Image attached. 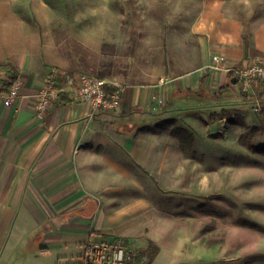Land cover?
Wrapping results in <instances>:
<instances>
[{"label": "crops", "instance_id": "0c3cea01", "mask_svg": "<svg viewBox=\"0 0 264 264\" xmlns=\"http://www.w3.org/2000/svg\"><path fill=\"white\" fill-rule=\"evenodd\" d=\"M53 1L0 0V74L14 66L23 83L14 105L0 100V264H57L56 258L76 264L90 239L118 241L130 249L146 248L151 240L159 247L151 264H185L173 257L159 260L165 244L161 236L169 234L161 222L174 219L192 225L187 239L198 251H209L200 222L205 212L195 214V180L187 173L182 180L178 172L179 164L188 161L195 168L189 154L196 148L183 147L174 133L182 127L197 134L188 127L195 113L187 112L186 120L178 113L208 99L184 98L178 92L192 88L208 93L226 84L229 74L211 68L216 54L232 66L264 58V0L171 3L178 25L187 26L190 34L172 48L178 60L161 66L159 74L195 72V79L181 83L180 77H170L162 86L158 81L129 84L115 109L73 100L78 58L57 40L56 21L65 25L68 14ZM103 10L108 15L102 20ZM70 18L69 37L95 57L103 55L104 44L113 39L95 28L115 26L114 0H79ZM51 66L63 69L58 83L65 95L39 119L33 95ZM255 91L263 92L264 82ZM205 176L209 173L203 182ZM26 238L34 245L28 255H19ZM221 249L228 252L227 246ZM44 255L55 261H41Z\"/></svg>", "mask_w": 264, "mask_h": 264}, {"label": "rangeland", "instance_id": "374dc122", "mask_svg": "<svg viewBox=\"0 0 264 264\" xmlns=\"http://www.w3.org/2000/svg\"><path fill=\"white\" fill-rule=\"evenodd\" d=\"M78 2L79 0H65L61 3L54 0L53 4L60 10L67 8L65 25L56 21V37L57 40H63L61 45L64 49L74 51L77 55L76 70L80 74L92 73L123 86L155 83L161 77V66H169L172 60L177 61L179 58L178 54H171L174 51L172 48L183 44L180 38L187 41L189 39L190 30L185 25H178L179 21L174 18L177 13L172 11L171 3L180 5V2L188 4L194 1L114 0L115 26L95 28L103 32L106 38L113 39V42L105 43L103 55L95 57L90 50L69 37L73 30L70 27L73 20L70 16L72 17L74 6ZM100 14L103 20L107 18L108 12L103 10ZM177 18L180 20L181 15ZM196 74H164L162 77H180L182 83V80L190 82L195 79ZM216 82L215 79L213 84ZM210 93L208 92L209 95ZM249 98L237 86H231L222 99L212 97L200 106L180 108L178 115L184 119L187 112L195 113L190 116L188 127L197 134L193 136L187 129L182 133L181 145L196 148L194 153L189 154V158L194 159L195 168L190 169V161L188 165L180 163L179 177L185 180L187 173L188 177L193 176L195 180V204H199L195 214L202 217V212H205V218L200 219V222L206 229L205 239L211 249L198 251L190 239H187L185 234L192 225L187 227L188 224L176 219L172 220V224L162 221L163 232L167 231L169 234L161 236L165 244L159 260L167 261L173 257L172 259L186 261L185 264H264V115L251 108ZM225 108L239 109L242 112L234 111L232 118L219 119L214 123L206 122L208 111ZM187 166L188 170L185 168ZM206 173H209V177L205 176L203 182V174ZM182 189L180 187L179 190ZM200 222L196 220L197 225ZM25 240L26 243H22L18 249L19 255H28L29 249L34 245L31 238L29 241L28 238ZM225 246L228 247L226 254L221 249ZM173 247L179 249L170 250ZM132 249L136 256L142 254L145 248ZM172 253L174 255L170 256ZM48 259H53L54 262L55 256L44 255L40 260ZM56 261L57 264H67L65 261L58 262L57 258ZM151 263L148 254L131 262Z\"/></svg>", "mask_w": 264, "mask_h": 264}, {"label": "built area", "instance_id": "2783aa9c", "mask_svg": "<svg viewBox=\"0 0 264 264\" xmlns=\"http://www.w3.org/2000/svg\"><path fill=\"white\" fill-rule=\"evenodd\" d=\"M211 68L216 71H224L237 78V87L250 96L249 103L253 110L264 115V95L255 91L258 82H264V58L232 66L225 56L216 54L213 57ZM63 72L59 66H51L47 72L44 85L33 95V107L36 116L43 119L50 105L59 99L61 88L58 78ZM0 74V100L6 106L14 105L21 96L22 80L18 76L9 90H3ZM172 81L170 77H160L159 85H165ZM111 82L97 77L93 74L82 73L79 75L77 87L72 92V98L76 102H88L95 107L107 109L118 108L121 104L125 86L115 84L108 92L106 86ZM160 104L164 103L162 98H157ZM133 251L122 242L109 241L106 239H90L85 245L84 253L76 264H131Z\"/></svg>", "mask_w": 264, "mask_h": 264}, {"label": "trees", "instance_id": "16d2710c", "mask_svg": "<svg viewBox=\"0 0 264 264\" xmlns=\"http://www.w3.org/2000/svg\"><path fill=\"white\" fill-rule=\"evenodd\" d=\"M89 74H92V73H89ZM17 77H18V69L14 66H10L6 71L4 78L2 79L3 90H5V91L9 90V88L15 83ZM97 77H100V76H97ZM206 77H207V75L204 76L202 81H204V79ZM232 77H233L232 74H229V79H228L227 83L224 84L219 89L211 91L210 95L207 92H192V90H193L192 88H188L186 91H179L178 93H180V95L184 98L195 96L197 98H203V99L204 98H207V99L211 98L212 99V97L214 99H222L225 96L224 93H227V90L231 86H233V83L231 81ZM114 86H115V84L111 83L110 85L106 86V90L108 92H110L114 88ZM261 93H264V91ZM61 95L64 96L65 93H60V96ZM244 95H246V94L244 93ZM233 112L234 113H240V112H242V110H239V109L232 110V109L225 108V109H221V110L208 111L206 122L214 123V122L218 121L219 119L232 118ZM184 131H187V130L185 128L178 127V128H176V130H174V133L176 136L180 137V139H181L182 133ZM158 251H159L158 245L154 241L150 240L148 243V246L144 250H142V254H138L136 256L133 255V259L136 260V259H139V257L148 254L151 257V260L153 261V259L157 255Z\"/></svg>", "mask_w": 264, "mask_h": 264}, {"label": "water", "instance_id": "95a60500", "mask_svg": "<svg viewBox=\"0 0 264 264\" xmlns=\"http://www.w3.org/2000/svg\"><path fill=\"white\" fill-rule=\"evenodd\" d=\"M231 81H232L233 84H236L237 83V78L236 77H232Z\"/></svg>", "mask_w": 264, "mask_h": 264}]
</instances>
